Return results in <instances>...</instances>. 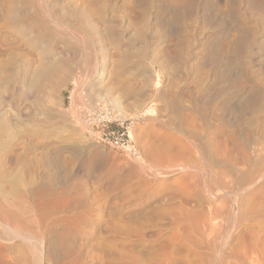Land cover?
<instances>
[{"label": "rangeland", "instance_id": "374dc122", "mask_svg": "<svg viewBox=\"0 0 264 264\" xmlns=\"http://www.w3.org/2000/svg\"><path fill=\"white\" fill-rule=\"evenodd\" d=\"M3 1L11 7H16V10L19 9V11L25 9L30 11L29 8L32 5L37 7L38 4V0H17V3H15L16 0ZM44 1L56 14H61L64 10L67 12L74 9L65 0ZM96 1L99 2V5L96 4ZM116 1L87 0L82 6L84 9L88 7L87 11L90 10L91 13H94L92 15L95 17H91L90 20L94 21L95 31L100 29L98 31L101 32V36L95 33V50L98 49L99 53L95 51L96 57L92 63L85 64V56L82 54L78 43L76 44L74 41L71 43L69 36L58 33L60 32L58 30L54 31L53 47L60 48L57 49L58 52H68L67 46L65 47L67 42V44L73 45L71 46L73 48L70 49L75 51V48H78L76 49L78 53L75 54L74 61L70 62L73 73L70 70L68 86L58 94L59 96L57 93H53L48 103V118L50 117L49 123L51 122L48 124L50 130L47 128L48 132L46 133L48 140L50 139L48 142H50L49 157L51 158H49L51 167L48 169V176L49 179L53 180V190H61L62 188L70 191L65 197L68 204L66 221L64 224L53 226L54 230L48 231L44 237L48 248L50 246L51 264H255L256 262V264H264V190L262 189V193L258 191L264 186V180L258 183L259 186L255 187L254 196H251L249 203L251 217L249 214L247 219L241 221L239 216H234L239 211V204L235 201L234 195L235 192H239L237 188L240 187L241 182L237 179L238 177L232 175L233 166L236 162L233 159L239 160L246 151L253 156V161L257 162L264 159V100H261L262 102L259 100L260 98L264 99V96L258 99L257 95L260 86L259 90L263 89L261 92L264 91V0H227V2L226 0H181L183 3L178 0L181 4L177 3V0H172L173 2L171 0H118L117 3ZM189 1L194 4L191 5L192 3ZM228 2H231V5ZM25 3L27 4L25 5ZM100 5L103 6L100 7ZM189 6L190 8H188ZM79 7L81 8V6ZM234 7L239 10L235 14L232 11ZM201 8L205 13L200 10ZM188 10L192 12L189 13ZM196 11L199 13L197 14ZM204 14L205 16H203ZM151 16H155V18L150 19ZM98 17L101 19L99 20ZM104 18L106 20H103ZM61 19L64 24H67L68 20V23L70 22L69 18L60 17ZM28 21L30 23L24 22L25 26H19L21 23L18 25L13 32L15 37L22 36L23 40L28 37L25 35L27 31L25 32L24 29L22 31L23 27L32 28L30 26L32 25L31 20ZM98 31L96 32L99 33ZM103 33H105L104 36H102ZM196 34L195 38L194 35ZM23 35L25 36L23 37ZM21 38H19L22 42L20 43L23 44ZM28 39L29 37L26 40ZM112 39L113 42L111 43ZM205 40L207 41L205 42ZM246 40L248 41L246 42ZM102 41L103 43L100 44L99 42ZM258 41L261 42L260 45ZM240 44L241 47L238 46ZM238 48L241 52L238 51ZM247 49L252 52L250 53ZM189 50H194L195 53ZM202 50L203 53H200ZM209 50L215 51L209 52ZM122 51H125V54ZM119 52L124 57H128L127 60ZM175 53L176 56H174ZM180 53L183 54V58ZM185 56L187 57L184 58ZM117 57H121V59L118 60V58L116 62ZM123 58L132 66L127 64L129 70L126 72H122L119 66L125 63L124 60L122 61ZM217 59L218 61H216ZM75 63L76 65H74ZM115 64L117 68L119 67L118 69L114 67ZM160 64L161 66H159ZM176 64L179 66L176 67ZM183 67L186 68H184L185 72H183ZM73 68L75 69L73 70ZM114 68L117 71L121 69L117 72L119 74ZM174 71H176L175 74ZM102 72L105 73L103 86L104 83H107L105 85L108 86L110 82L109 86H113V93L101 86L102 84L95 87L88 84V82H93L96 77H100ZM179 72L181 73L179 74ZM158 76H164L162 86L156 84ZM167 76L170 79L169 83L166 79ZM171 79L172 81L175 79L173 86L170 84V82L172 83ZM177 81L178 83H176ZM141 83L149 86H140L143 85ZM150 85L151 88H149ZM100 86L102 90H100ZM174 86L175 88L179 87L180 91ZM138 89L141 90L140 93ZM172 89H174V93ZM166 90L167 93L175 95L177 93V99L181 103L185 100L184 103L187 106L191 105V102L190 105L188 102L191 99L199 100L198 104L204 109L208 107L206 105L209 103L211 105L212 101L211 108L214 106V108L222 109L223 104H227L225 109H222L223 118H225L222 121L225 120L224 124L230 125H224V129L220 132L221 134L218 133L219 135L194 133V136L196 134L195 140H193L195 142L188 141L189 144H186L187 138L191 139V133L177 131L179 121L177 122L171 111L160 112L162 110L160 107H164L163 101L159 99L160 92L166 93ZM200 90L204 92L202 93ZM127 93H131L129 99L124 98ZM188 93L189 95L194 94L189 96ZM199 93L203 95L201 94L200 97ZM219 94L222 97L220 98L221 102L218 101ZM116 96L121 101L122 108L114 104L113 99ZM202 96H206L207 99L206 97L204 99L207 101L202 99ZM215 102L217 106L214 104ZM230 106L233 108H229ZM248 107L250 108L248 109ZM208 108L211 109L210 106ZM234 114H237L238 119L242 118L238 121ZM233 116L235 119L232 118ZM170 123L173 125L175 123L174 128ZM204 135L210 140L215 138L211 140L212 143L214 142L212 151L219 153L217 148L222 147L219 154L212 152L215 154L213 159L212 155L210 156L211 151L206 149L207 139ZM185 136L188 137L185 139ZM197 137H200L201 141ZM216 139H221L217 142L222 145H216ZM59 140L63 143H59ZM73 140L76 142L78 140L79 144L74 143ZM249 142L254 148L249 145ZM235 147L240 148L237 150ZM242 148H245L246 151L244 152ZM250 148L252 149L250 150ZM184 149L188 151L183 152ZM191 149L198 150V154ZM199 149L202 155L205 154L202 157ZM240 149L243 151L242 154L238 152H241ZM190 150L191 154H189ZM250 151L252 152L250 153ZM230 152H232L231 157H228ZM237 153L241 155L238 156ZM17 154L21 155V158L17 155L18 158L17 156H15L16 158L13 157L12 161H19L18 165L9 162L8 165L11 163L10 166L12 167L7 165L5 167L6 170L8 169L6 171L7 176H9L7 181H10L8 184L14 183V178L11 179L12 173L14 175L18 169V173L22 174L23 168L28 163H25L23 152ZM194 156L195 159H192ZM234 156H238V158ZM211 159L216 164L215 166L219 165L215 167L214 164H211ZM223 162L225 163L223 164ZM12 163L14 168L16 166L15 169ZM184 165L190 171L193 170L182 172L179 167L185 168ZM10 169L11 171H9ZM22 175L24 176V174ZM34 176L32 174V178ZM29 177L24 176V179L29 180ZM6 182L4 183L6 184ZM89 206L93 212L88 218L86 208ZM217 210L221 212L217 213ZM48 214L49 212L44 214L45 217L48 218L50 215ZM34 219L38 222L41 221V217L34 216L32 220ZM203 226L208 230L207 234L212 232L209 233V237H214L219 232L223 233V240L220 243V248L223 245L221 248L223 259L217 258L209 246L201 244L208 239V236H199L196 233L201 229L203 230ZM34 228L35 232L31 231L35 235L40 237L44 234L43 229L38 226ZM200 239H205V241H200ZM251 240L256 243H263L253 253L249 252ZM196 243H199L201 247H197ZM251 257H254V260Z\"/></svg>", "mask_w": 264, "mask_h": 264}, {"label": "bare ground", "instance_id": "6f19581e", "mask_svg": "<svg viewBox=\"0 0 264 264\" xmlns=\"http://www.w3.org/2000/svg\"><path fill=\"white\" fill-rule=\"evenodd\" d=\"M8 1V0H7ZM12 1V0H11ZM10 1V2H11ZM51 1V0H50ZM57 1V0H56ZM67 1V4L72 5V8L74 9H70L69 11L66 12V10L62 11L61 14H56L54 11H52L53 9H50L48 7V4L45 3L44 0H38V4L36 2V6L32 5L31 8H29L30 11H19L16 10V7H11L10 5H8L7 3H4L3 0H0V264H51V256H50V246L48 248L47 244H46V240L44 239L46 233L52 232L51 230L53 229L52 227L54 226H58L61 224H64V222L66 221V213L68 212V204L67 201L65 200L66 195L68 194V192H70L68 189H62L61 190H53L54 187V183L52 179H49L48 176V169L49 167H51V158L49 157V146H50V142H48V137H47V132L48 130H50L48 127L50 124L49 123V101L52 97L53 93H57L60 94L63 89L65 87L68 86V77L71 75H69V73L72 72L71 69V64L70 63L74 57L75 54L78 53L75 51L70 49L73 48L71 46H73L72 44L69 45L66 42L65 47L68 48V52L66 53H61L58 52V47L54 46V31L58 30L60 32L58 33H63V35H67L70 37V41L72 43V41L76 42V44L78 43L80 45L81 48V52L82 54L85 56L84 59L85 64L88 63H92V60L96 57L95 56V35L96 34H101V32L97 33L95 31V26L93 24L94 21H91L90 19H92L91 17H95L93 16L94 13H91L90 10L87 11L88 7L84 9V4L86 3L87 0H65ZM89 1V0H88ZM101 1V0H99ZM106 1V0H105ZM112 1V0H111ZM118 1V0H117ZM116 1V3H117ZM172 1V0H171ZM178 1V0H177ZM176 1V2H177ZM231 1V0H229ZM236 1V0H234ZM232 1V2H234ZM9 2V3H10ZM15 2V1H14ZM18 1L16 0L15 3H17ZM30 2V1H29ZM33 2V1H32ZM55 2V0H54ZM97 2V1H96ZM115 2V1H113ZM112 2V3H113ZM135 2V1H134ZM140 2V1H139ZM143 3H145L144 1H142ZM173 2V1H172ZM175 2V1H174ZM175 2V3H176ZM180 2H182L180 0ZM179 1L177 3H180ZM190 2V1H189ZM227 2V0H226ZM14 3V4H15ZM59 3V2H58ZM88 3V2H87ZM109 3V2H108ZM111 3V4H112ZM133 3V2H132ZM136 3V2H135ZM183 3V2H182ZM186 3V2H185ZM190 3H192L191 5H193L194 3L191 1ZM238 3V2H237ZM236 3V4H237ZM12 4V3H11ZM19 4V3H18ZM27 3H25L26 5ZM34 4V3H33ZM51 4V2H50ZM62 4V3H60ZM95 4V3H94ZM97 5H99V2L96 3ZM102 4V3H100ZM142 4V3H141ZM181 4V3H180ZM228 4L231 5V2ZM235 4V5H236ZM17 5V4H16ZM20 5V4H19ZM24 5V4H23ZM22 5V6H23ZM30 5V4H29ZM58 5V4H57ZM66 5V4H65ZM96 5V6H97ZM107 5V3H106ZM116 5V4H115ZM114 5V6H115ZM184 5V4H183ZM227 5V3H226ZM229 5V6H230ZM234 5V4H232ZM62 6V5H61ZM81 6V8L79 7ZM103 5H100V7ZM105 6V5H104ZM179 6V5H178ZM187 6V5H186ZM29 7V6H26ZM99 7V6H98ZM97 7V8H98ZM183 7V6H182ZM192 7V6H191ZM237 7V5H236ZM18 8V7H17ZM20 8V7H19ZM23 9L25 8L22 7ZM52 8V7H51ZM56 8V7H55ZM54 8V9H55ZM109 8V7H108ZM190 8V6L188 7ZM187 8V9H188ZM205 8L207 10V7L205 5ZM233 8V7H232ZM238 8V7H237ZM237 8L234 7V9L231 10L234 12L239 11L237 10ZM57 9V8H56ZM59 9V8H58ZM65 9V8H64ZM99 9V8H98ZM103 10V7L101 8ZM152 9V8H151ZM184 9V7H183ZM182 9V11H183ZM186 9V10H187ZM194 9V8H193ZM192 9V11H193ZM204 9V8H203ZM63 10V9H62ZM191 10V9H190ZM189 11V13H191ZM202 10V8L200 9ZM204 10H202L203 12ZM208 11V10H207ZM206 11V12H207ZM231 11V12H232ZM94 12V11H93ZM101 12V11H100ZM103 12V11H102ZM184 12H186L184 10ZM183 12V13H184ZM197 12V11H196ZM201 12V13H202ZM96 13L98 14V12L96 11ZM199 13V11L197 12V14ZM200 13V14H201ZM205 13V11H204ZM93 14V15H92ZM96 14V16H97ZM105 14V13H104ZM186 15H188L187 13H184ZM194 14V12L192 13V15ZM238 14V12H237ZM58 15H60L58 17ZM92 15V16H91ZM108 15V14H107ZM185 15V16H186ZM231 15V14H230ZM233 15V14H232ZM103 16V14H102ZM101 16V17H102ZM200 16V15H199ZM205 16V14L203 15ZM208 16V15H207ZM237 16V15H236ZM60 17L63 18H69L70 22L68 23V21L66 22L67 24L63 23V20H60ZM155 18V16H151V18ZM99 18V17H98ZM103 18V17H102ZM206 18V17H205ZM95 20V18H93ZM97 19V18H96ZM101 18H99L100 20ZM110 19V18H109ZM116 19V18H115ZM28 20H31L32 22V28H22L25 30V32L27 31V33H25L26 36L29 37L28 40H23L24 38H21L23 40V44H21L22 42L20 41V39L18 37H15L13 32L16 30V28L19 26L22 27V25L25 26L24 22H28L30 23ZM103 20H106L105 18ZM154 20V19H152ZM66 21V19H65ZM149 21V20H148ZM155 21V20H154ZM158 21V18H157ZM101 22V21H98ZM160 22V21H159ZM27 23V24H28ZM157 23V22H155ZM27 26V25H26ZM29 26V27H30ZM99 28V27H98ZM97 29V28H96ZM21 31V30H20ZM19 33V32H18ZM57 33V32H56ZM96 33V34H95ZM140 33V32H138ZM190 33V32H189ZM105 33H103L102 36H104ZM110 34V33H109ZM19 35V34H18ZM21 35V33H20ZM23 35V37L25 36ZM60 36V35H59ZM98 36V35H97ZM96 36V37H97ZM101 36V35H100ZM99 36V37H100ZM117 36V35H116ZM137 36V35H136ZM197 36L194 35V37ZM215 36V35H214ZM237 36V35H236ZM58 37V36H57ZM56 37V38H57ZM120 36L118 35V38ZM123 37V36H121ZM142 37V36H141ZM205 37V36H204ZM208 37V35H207ZM210 37V36H209ZM212 37V36H211ZM62 38V37H61ZM102 38V37H101ZM118 38L116 40H118ZM139 38V36H138ZM143 38V37H142ZM141 38V39H142ZM196 38V37H195ZM194 38V39H195ZM198 38V37H197ZM202 38V37H201ZM216 38V37H215ZM122 39V38H121ZM207 39V38H205ZM209 39V38H208ZM249 39V38H248ZM3 40V41H1ZM115 40V41H116ZM144 40V39H143ZM142 40V42H143ZM196 40V39H195ZM217 40V39H216ZM215 40V41H216ZM25 41V42H24ZM63 41V40H62ZM65 41V40H64ZM69 41V42H70ZM120 41V40H118ZM123 41V40H122ZM140 41V38H139ZM207 40H205L206 42ZM248 40H246L247 42ZM21 42V43H20ZM98 42V41H97ZM113 42V39L111 40V43ZM203 42V41H202ZM204 42V44H205ZM252 42V41H251ZM259 42V41H258ZM57 43V42H56ZM63 43V42H62ZM100 44L103 43L99 42ZM117 43V42H116ZM115 43V44H116ZM119 43V42H118ZM134 43V42H132ZM136 43V42H135ZM140 43V42H139ZM147 43V42H146ZM192 43H194L192 41ZM196 43V42H195ZM229 43V42H228ZM261 42H259L260 45ZM263 43V42H262ZM121 44V42H120ZM202 44V43H201ZM214 44V42H213ZM230 44V43H229ZM232 44V43H231ZM245 44V42H244ZM247 44V43H246ZM250 44V43H249ZM248 44V46H249ZM258 44V43H257ZM61 45V44H59ZM63 45V44H62ZM78 45V46H79ZM114 45V43H113ZM117 45V44H116ZM129 45V44H128ZM193 45V44H192ZM209 45V44H207ZM211 45V44H210ZM256 45V44H255ZM263 45V44H262ZM75 46V45H74ZM77 46V45H76ZM136 46V45H135ZM191 46V44H190ZM189 46V47H190ZM202 46V45H201ZM204 46V45H203ZM213 46V45H212ZM230 46V45H227ZM232 46V45H231ZM239 47H241V44L238 45ZM246 46V45H245ZM65 47H63L65 49ZM97 47V46H96ZM101 47V45H100ZM115 47V46H114ZM119 47V46H118ZM146 47V45L144 46V48ZM193 47V46H192ZM215 47V46H214ZM244 47V45H243ZM116 48V47H115ZM114 48V49H115ZM132 48V47H131ZM195 48V45H194ZM203 48V47H202ZM205 48V47H204ZM252 48V46H251ZM261 48V47H260ZM58 49V50H57ZM136 49V48H135ZM134 49V50H135ZM188 49H192V48H188ZM207 49V46H206ZM205 49V50H206ZM209 49V48H208ZM239 49V48H238ZM237 49V50H238ZM246 49V48H245ZM250 49V48H249ZM66 50V49H65ZM80 50V49H79ZM78 50V51H79ZM117 50V49H116ZM122 50V49H121ZM144 50V49H143ZM248 50V49H247ZM64 51V50H63ZM101 51V50H99ZM114 51V50H113ZM146 51V50H145ZM192 51V50H189ZM194 51V50H193ZM192 53H195L193 52ZM201 51V50H200ZM199 51V52H200ZM215 51V50H213ZM210 51L209 52H213ZM240 51V49L238 50ZM237 51V53H238ZM250 51V50H248ZM98 52V51H97ZM123 52V51H122ZM125 52V51H124ZM123 52V53H124ZM208 52V53H209ZM241 52V51H240ZM239 52V53H240ZM245 52V51H244ZM252 51H250L251 53ZM99 53V52H98ZM112 55L113 52L111 51ZM120 53V52H119ZM118 53V54H119ZM183 53V52H182ZM180 53V54H182ZM187 53V52H186ZM203 53V50L202 52ZM199 53V54H200ZM256 55V52H254ZM261 53V52H260ZM62 54V55H61ZM97 54V53H96ZM116 54V53H115ZM117 54V55H118ZM122 55V53H120ZM119 54V56H120ZM125 54V53H124ZM184 54V53H183ZM183 54H182V58H183ZM197 54V55H199ZM258 54V52H257ZM80 56V54H78ZM82 55V56H83ZM103 55V54H102ZM189 55V52H188ZM187 55V56H188ZM192 55V54H191ZM238 55V54H237ZM250 55V54H249ZM98 56V55H97ZM104 56V55H103ZM115 57V55H113ZM126 56V55H125ZM174 56H176V53L174 54ZM179 56V54H178ZM187 56H185L184 58H186ZM252 56V55H251ZM78 57V56H77ZM76 57V58H77ZM99 57V56H98ZM112 57V56H111ZM122 57H124L122 55ZM191 57V56H190ZM189 57V58H190ZM119 58V59H118ZM126 60L127 58L124 57ZM124 58L122 59V61L124 60ZM130 58V56H129ZM174 58V57H172ZM82 59V58H81ZM102 59V58H101ZM120 60L121 57H117L115 59L116 60ZM171 59V58H170ZM76 60V59H75ZM78 60V58H77ZM80 60V59H79ZM124 64H120L119 66L122 69V72H126L129 70V68H127V64L129 65V62H126ZM159 60V59H158ZM172 60V59H171ZM176 61V59H174ZM178 60V58H177ZM186 61H188L187 59H185ZM193 60V59H192ZM74 61V60H73ZM72 61V62H73ZM84 61V60H83ZM131 61V60H129ZM164 61V60H162ZM162 61H160V63L162 64ZM181 62V59L179 60ZM184 61V60H183ZM182 61V63H183ZM218 61V59L216 60ZM220 61V60H219ZM77 62V61H75ZM95 62V60H94ZM117 62V61H116ZM115 62V63H116ZM133 62V61H132ZM166 62V61H165ZM189 62V61H188ZM215 63V61H213ZM78 63V62H77ZM122 63V62H121ZM159 63V61H158ZM187 63V62H186ZM185 63V64H186ZM219 63V62H218ZM119 64V63H118ZM131 64V63H130ZM133 64V63H132ZM131 64V65H132ZM161 64L159 66H161ZM166 64V63H163ZM179 64V63H178ZM178 64H176V67L179 66ZM76 65V63L74 64ZM72 65V66H74ZM91 65V64H90ZM167 65V64H166ZM182 65V64H181ZM184 65V63H183ZM187 65V64H186ZM78 66V64H77ZM83 66V65H82ZM75 67V66H74ZM85 67V66H84ZM89 67V66H87ZM86 67V68H87ZM116 67V64L115 66ZM132 67V66H130ZM165 67V65H164ZM162 66V69L164 68ZM186 67V66H185ZM183 67V70L184 68ZM117 68V67H116ZM114 68V70L116 69ZM119 68V67H118ZM117 68V69H118ZM179 68V67H178ZM75 68H73L74 70ZM116 69V73L121 70L119 69L117 71ZM182 69V68H181ZM186 69V68H185ZM71 70V72H70ZM175 70V69H174ZM176 70H178L176 68ZM180 70V68H179ZM178 70V71H179ZM165 71V69H164ZM182 71V70H181ZM75 72V71H74ZM163 73V71H161ZM168 72V71H167ZM176 71H174L175 74ZM185 72V70L183 71ZM73 73V72H72ZM101 73V72H99ZM171 73V72H168ZM181 72H179L180 74ZM187 73V72H186ZM105 74V73H104ZM104 74L102 72V74H100V77H96L95 80H93V82L88 84L91 86H97L98 84H102L101 86H103V79L105 80ZM119 74V73H117ZM177 74V73H176ZM73 75V74H72ZM110 75V74H109ZM108 75V77H109ZM171 75V74H170ZM182 75V74H181ZM183 76V75H182ZM256 76V75H255ZM107 77V76H106ZM111 77V76H110ZM77 78V77H76ZM79 78V77H78ZM110 79V78H109ZM156 81V84L158 86H162L164 84V76H158ZM169 83L170 79L167 76L166 78ZM173 79V78H172ZM171 79V81H172ZM253 79V78H251ZM261 79V78H260ZM263 79V78H262ZM76 80V79H75ZM254 81H256L255 79H253ZM80 81V80H79ZM175 81V79H174ZM170 82V84L173 86V82ZM252 81V80H251ZM75 82V81H74ZM73 82V83H74ZM78 82V80H77ZM109 82V81H108ZM149 82V81H148ZM166 82V83H167ZM257 82V81H256ZM79 83V82H78ZM82 84V82H80ZM110 83V82H109ZM108 86L105 85L107 83H104L103 87H106L108 89V91L113 93V86ZM112 83V82H111ZM114 83V82H113ZM147 83V82H145ZM178 83V81L176 82ZM252 83V82H250ZM254 83V82H253ZM143 86L146 85L144 83H141ZM151 84V83H150ZM258 84V83H257ZM79 85V84H78ZM169 85V84H168ZM175 85V84H174ZM254 85H256V83H254ZM264 85V84H263ZM77 86V85H76ZM101 86L99 88H101ZM147 86V85H146ZM149 86V85H148ZM147 86V87H148ZM170 86V85H169ZM258 86V85H257ZM260 86V85H259ZM258 86V87H259ZM152 86L150 85L149 88H151ZM253 87V86H252ZM261 87V86H260ZM259 87V88H260ZM140 88V87H138ZM142 88V87H141ZM158 88V87H157ZM168 88V87H167ZM166 88V89H167ZM175 88V86H174ZM179 90V87H176ZM175 88V89H176ZM258 88V99L259 97H263L264 96V91L261 92V90H259ZM263 88V86H262ZM66 89V88H65ZM89 89V88H88ZM104 89V88H103ZM106 89V90H107ZM155 89V88H154ZM152 89V90H154ZM160 89V88H159ZM163 89V88H162ZM161 89V90H162ZM169 89V88H168ZM223 89V88H222ZM225 89V88H224ZM254 89V87H253ZM102 90V88L100 89ZM137 90V89H136ZM157 90V89H156ZM160 90V91H161ZM165 90V89H164ZM173 93H174V89H172ZM185 90V89H184ZM188 90V88H187ZM226 90V89H225ZM224 90V91H225ZM257 90V88H256ZM256 90H254L255 92H257ZM76 91V90H75ZM139 93L141 90H139ZM135 91V92H138ZM148 91V90H147ZM150 91V90H149ZM158 91V90H157ZM163 91V90H162ZM169 91V90H168ZM180 91V90H179ZM182 91V89H181ZM202 91V90H200ZM199 91V92H200ZM152 92V91H151ZM154 92V91H153ZM156 92V91H155ZM154 92V93H155ZM170 92V91H169ZM184 92V91H183ZM198 93V91H196ZM195 92V93H196ZM204 91H202L203 93ZM223 92V90H222ZM143 93V92H142ZM173 93H166L164 92H160V100H162V104L164 103V107L162 106V108L160 107V112L164 111L165 113L169 110L171 111V114L175 115V119L177 120V122L179 121V125L177 127V131L179 132H183V131H188L191 134V139L189 140V138H187L185 136V139L187 138L188 140L186 144H189L188 141H193L195 140V136L194 133H207L209 135H216L220 132L223 131L224 129V122L222 121L223 119V113H222V109L226 107L227 104H220L223 108L222 109H218L217 107L211 108V105L213 103H209V105H206V107L210 106L211 109H209L208 107L206 109L211 110V111H207L206 109H204V107H201L200 104H198L197 99H191L189 102H191L190 106H187L184 102V104H182L176 97V95H178L176 92V95ZM196 93V95H197ZM199 93V96L202 94ZM219 93H221L219 91ZM228 93V92H226ZM263 93V94H262ZM137 94V93H136ZM181 94V93H179ZM194 94V93H191ZM190 94V95H191ZM222 94V93H221ZM56 95V94H55ZM62 95V94H61ZM75 95V94H74ZM96 95V94H95ZM141 95V94H139ZM182 95V94H181ZM180 95V96H181ZM189 95V93L187 94ZM189 95V96H190ZM203 95V94H202ZM224 95V93H223ZM227 95V94H226ZM256 95V94H255ZM254 95V96H255ZM59 96V95H58ZM216 96V95H215ZM215 96H213L215 98ZM222 96V95H221ZM225 96V95H224ZM131 97V93H127L125 94L124 98L129 99ZM139 97V96H138ZM137 97V98H138ZM142 97V96H141ZM156 97V96H155ZM158 97V96H157ZM186 97V96H185ZM194 97V96H192ZM191 97V98H192ZM196 97V96H195ZM201 97V96H200ZM199 97V98H200ZM206 96H202V99H204ZM93 98V97H92ZM188 99V97H186ZM211 98V97H210ZM213 98V99H214ZM219 100L220 101L222 97H220L219 94ZM224 98V97H223ZM232 98V97H231ZM255 98V97H254ZM97 99V97H96ZM180 99V98H179ZM186 99V100H187ZM207 99V97H206ZM217 99V98H216ZM226 99V98H225ZM230 99V96H229ZM233 99V98H232ZM231 99V100H232ZM257 99V98H256ZM255 99V100H256ZM181 100V99H180ZM205 100V99H204ZM212 100V99H210ZM209 100V101H210ZM254 100V101H255ZM264 100V99H259ZM114 104H116L118 107L121 106L122 108V103L121 101L117 98V96L113 99ZM202 101V100H201ZM207 101V100H205ZM217 101V102H218ZM223 101V100H222ZM225 101V100H224ZM234 101V99H233ZM253 102V100H251ZM258 101V100H257ZM91 102V101H90ZM93 102V101H92ZM211 102V101H210ZM221 102V101H220ZM227 102V101H226ZM235 102V101H234ZM250 102V101H249ZM259 102V101H258ZM262 102V101H261ZM187 103V102H186ZM203 103V102H202ZM229 103V102H228ZM256 104V102H254ZM253 103V104H254ZM161 104V103H160ZM204 104V103H203ZM202 104V106H203ZM208 104V102H207ZM216 105V102L214 103ZM213 104V105H214ZM218 104V103H217ZM231 104V103H230ZM229 104V105H230ZM251 104V103H250ZM200 105V106H199ZM219 105V106H220ZM228 105V106H229ZM236 105V104H235ZM248 105V104H247ZM258 105V104H257ZM261 105V104H259ZM217 106V105H216ZM256 106V105H255ZM233 108V106H230L229 108ZM237 107V106H236ZM252 107V106H251ZM221 108V107H220ZM239 108V107H237ZM247 108V107H246ZM250 107H248L249 109ZM254 108V107H253ZM228 110V107L226 108ZM236 109V108H235ZM234 109V110H235ZM240 109V108H239ZM247 109V110H248ZM258 109V108H257ZM244 110V109H242ZM241 110V111H242ZM246 111V110H245ZM244 111V112H245ZM252 111V110H250ZM227 112V111H226ZM225 112V114H227ZM232 112V110H231ZM237 112V111H236ZM243 112V111H242ZM247 113V112H246ZM168 114V113H167ZM169 114V115H171ZM239 114V113H238ZM242 114V113H241ZM229 115V114H228ZM235 117L237 114H234ZM240 115V114H239ZM225 116V115H224ZM227 116V115H226ZM242 116V115H241ZM172 117V116H171ZM228 117V116H227ZM231 117V115H230ZM234 118V116L232 117ZM231 118V119H232ZM242 117H240L241 119ZM172 119V118H170ZM235 119V118H234ZM233 119V120H234ZM236 119L239 121L240 119H238L236 117ZM173 121H175L174 119H172ZM171 120V121H172ZM229 120V117H228ZM172 121V122H173ZM235 121V120H234ZM176 122V121H175ZM229 122V121H228ZM231 122V121H230ZM232 123V122H231ZM172 124L173 128L174 125ZM233 124V123H232ZM177 125V124H176ZM230 125V124H228ZM226 125V126H228ZM74 126V125H73ZM48 128V130H47ZM72 128V127H71ZM228 128V127H227ZM227 131V130H226ZM184 132V133H185ZM228 132V131H227ZM50 133V132H49ZM177 133V132H176ZM198 134V135H199ZM200 134V135H201ZM221 134V133H220ZM225 134H227L225 132ZM181 135V133H180ZM179 135V136H180ZM206 135V134H205ZM204 135V136H205ZM219 135V134H218ZM208 136V135H207ZM221 136V135H220ZM184 137V136H183ZM194 139H193V138ZM201 137V136H200ZM199 137V138H200ZM206 137V136H205ZM204 137V138H205ZM51 138V137H50ZM197 137V139H199ZM212 138V137H211ZM55 139V138H54ZM57 139V138H56ZM69 139V138H67ZM66 139V140H67ZM71 139V138H70ZM177 139V138H176ZM181 139V138H180ZM207 139V137H206ZM215 139V138H214ZM211 139V140H214ZM222 139V137H221ZM221 139H216L215 141H220ZM224 139V138H223ZM228 139V138H227ZM179 140V137H178ZM176 140V141H178ZM201 141V139H199ZM210 139H207V147L206 149L208 151H211L210 156L213 159V155L212 151L213 147L212 144H214V142L212 143ZM225 140V139H224ZM223 140V141H224ZM56 141V140H55ZM74 141V140H73ZM183 141V140H182ZM199 141V142H200ZM222 141V142H223ZM67 142V141H66ZM180 142V141H179ZM178 142V143H179ZM184 142V141H183ZM195 142V141H193ZM215 142V143H216ZM52 143V142H51ZM54 143V142H53ZM59 143H63L60 142ZM58 143V144H59ZM74 143H78V140L76 142V140L74 141ZM177 143V144H178ZM185 143V142H184ZM197 143V142H196ZM228 143V141H227ZM227 143H225L227 145ZM245 143L247 144V141H245ZM251 142H249L250 145ZM57 144V143H56ZM181 144V143H179ZM178 144V145H179ZM191 144V143H190ZM194 143H192L193 145ZM220 142H217L216 145H220ZM224 144V143H223ZM238 144V143H237ZM241 144V142H240ZM243 144V141H242ZM74 145V144H73ZM77 145V144H75ZM74 145V146H75ZM201 145V144H199ZM214 145V146H216ZM222 145V144H221ZM224 145V146H226ZM248 145V144H247ZM54 146V145H53ZM51 146V147H53ZM57 146V145H56ZM78 146V145H77ZM181 146V145H180ZM179 146V147H180ZM183 146V145H182ZM188 146V145H187ZM194 146H196V144H194ZM193 146V147H194ZM241 147L243 145H240ZM246 147V145H244ZM251 146V145H250ZM183 147H186L185 145ZM192 147V148H193ZM199 147V146H198ZM205 147V146H203ZM219 147V146H218ZM228 147V145H227ZM237 147V146H236ZM237 150H239L238 148H236ZM253 147V146H251ZM182 148V147H181ZM179 148V149H181ZM191 148V147H190ZM195 148V147H194ZM217 148V147H216ZM222 148V147H220ZM220 148H217L219 150L220 153ZM248 148V147H246ZM254 148V147H253ZM183 149V148H182ZM188 149V148H186ZM184 149L183 152H186L188 150ZM205 149V152H207ZM216 149V151H217ZM228 149V148H227ZM243 150L245 148H242ZM252 148H250L251 150ZM22 150V151H21ZM55 150V149H54ZM186 150V151H185ZM193 150V149H191ZM191 150L190 153L191 154ZM195 150V149H194ZM193 150V151H194ZM197 150V149H196ZM234 150V149H233ZM236 150V151H237ZM241 150V149H240ZM52 151V150H51ZM198 151V150H197ZM197 151H194L195 153ZM201 150L199 149V152ZM204 151V150H203ZM202 151V152H203ZM227 151V150H226ZM246 150H244L245 152ZM18 152H23V156H25L24 160L25 163H27L25 165V167L23 168L22 174H24V176H26L28 178V176H30L29 180L24 179V176L21 173H18V169L17 172L12 173L11 179L14 178V183L13 184H8L7 178L9 176H7V172L8 169L6 170V165L10 166V164L8 165L9 162H14L17 163L16 165H18V162L12 161L13 157L19 155L17 154ZM56 152V151H55ZM54 152V153H55ZM234 152V151H233ZM239 153L242 154V150L241 152L238 151ZM252 151H250L251 153ZM262 152V151H261ZM201 153V152H200ZM204 153V152H203ZM215 153H218L215 152ZM218 153V154H219ZM226 153V152H225ZM228 153V152H227ZM231 153L230 152V156L231 157ZM238 154L241 155V154ZM258 153V152H256ZM52 154V153H51ZM198 154V152H197ZM207 154V153H206ZM209 154V152H208ZM228 154V155H229ZM263 154V153H262ZM185 155V154H184ZM194 155V153H193ZM201 157L205 154L202 155V153L200 154ZM21 158V155H19ZM22 156V157H23ZM209 156V155H208ZM226 156V155H225ZM238 156H234L236 158H238ZM242 157L236 160L233 159V161H236L234 163V172H232V175H235L236 177H238L237 179L241 182L240 187L237 188V191L239 192H235V201H237V203L239 204V211L236 215L234 216H239L241 221H244L245 219L248 218L249 214L251 217V212L249 211V203L251 200V196H254L256 190L255 187L258 185L259 186V182H261L262 180H264V159L262 160H258L257 162L254 160L253 161V156L248 154V152L246 151L245 153H243L241 155ZM58 157V156H57ZM189 157H191V155H189ZM206 157V156H205ZM210 157V158H211ZM232 157V158H234ZM264 157V156H263ZM262 157V158H263ZM16 158V157H15ZM18 158V156H17ZM50 158V159H49ZM209 158V159H210ZM221 158V157H219ZM225 158V157H224ZM261 158V157H260ZM259 158V159H260ZM28 159V160H27ZM189 159V158H188ZM187 159V160H188ZM191 159V158H190ZM195 159V156L192 158ZM208 159V158H207ZM206 159V160H207ZM208 159V160H209ZM211 159V162H212ZM53 160V159H52ZM186 160V161H187ZM216 160V159H215ZM226 160V159H225ZM17 161V160H16ZM35 161V162H33ZM194 161V160H193ZM24 162V161H23ZM188 162V161H187ZM209 162V161H207ZM217 162V161H216ZM22 163V161H21ZM19 163V164H21ZM53 163V161H52ZM218 163H221L220 161H218ZM217 163V164H218ZM225 162H223L224 164ZM227 163V162H226ZM192 164V163H191ZM210 164V162H209ZM211 164H214L213 162ZM222 164V163H221ZM229 164V163H228ZM227 164V165H228ZM13 165V163H12ZM193 165V164H192ZM216 164H214L215 166ZM219 165V164H218ZM217 165V166H218ZM24 166V165H22ZM21 166V168H22ZM185 166V165H184ZM212 166V165H209ZM215 166V167H217ZM231 166V167H232ZM242 166V167H241ZM12 167V166H10ZM189 167V166H188ZM191 167V166H190ZM193 167V166H192ZM225 167V165H224ZM223 167V169H224ZM229 167V168H231ZM14 168V165H13ZM12 168V169H13ZM16 168V166H15ZM14 168V169H15ZM17 168H20V166H17ZM227 168V166H226ZM228 168V169H229ZM178 169V168H177ZM179 169L182 172H188L190 171L188 168H181V166L179 167ZM166 170V169H165ZM180 170H178L179 172H181ZM188 170V171H187ZM193 170V169H192ZM191 170V171H192ZM11 171V169L9 170ZM75 171V170H74ZM164 171V170H163ZM190 171V172H191ZM223 171V170H222ZM225 171V170H224ZM232 171V170H231ZM178 172V173H179ZM229 173H231L230 171H227ZM204 173V172H203ZM220 173V172H219ZM222 173V172H221ZM224 173V172H223ZM10 174V172L8 173V175ZM32 174H34L35 176L32 178ZM163 174V173H162ZM226 174V172L224 173ZM217 175V174H216ZM231 175V176H232ZM211 176V175H210ZM233 177V176H232ZM10 179V180H11ZM9 180V178H8ZM7 181V182H6ZM6 182V184L4 183ZM58 182V181H57ZM263 182V181H262ZM56 183V182H55ZM226 184V183H225ZM227 185V184H226ZM264 185V184H263ZM262 185V186H263ZM212 188V187H211ZM259 188V187H258ZM264 190V186L261 187V190L259 189V193L261 191ZM207 194V193H206ZM234 201V202H235ZM260 203V202H259ZM248 204V205H247ZM221 205V204H220ZM218 208V206L216 207V209ZM215 209V208H214ZM212 212H214L213 210H211ZM210 211V212H211ZM237 211V210H236ZM49 212V216L47 218V216L45 217V215ZM92 208L89 206V208H86V216L89 218L92 215ZM216 212V211H215ZM221 211L217 210V213H219ZM231 212V211H230ZM232 213V212H231ZM45 214V215H44ZM234 214V213H232ZM31 216H35V217H41V221H35L36 219L32 220ZM236 220V217H235ZM216 223V222H215ZM38 226L40 229L44 230V234L42 236H37L35 235V233H33L31 230L34 231V227ZM204 227V226H203ZM234 227V226H233ZM208 228V227H207ZM215 228V227H214ZM232 228V227H231ZM39 229V230H40ZM209 229V228H208ZM54 230V229H53ZM195 230V229H194ZM199 230V229H197ZM196 230V231H197ZM38 231V230H36ZM207 229H205V227L203 228V230H199V232H196L199 234V236L201 235H205V237L208 236V239L206 240V242L201 243L202 245H207L209 246L213 253L216 255L217 258H221L223 259L222 256V247L220 248V243L223 240V233L219 232L216 236L214 237H209V232L207 234ZM35 232V231H34ZM41 232V231H40ZM38 232V233H40ZM232 232V231H231ZM37 233V234H38ZM54 233V232H53ZM56 233V231H55ZM193 233V232H192ZM195 233V232H194ZM228 235V234H227ZM51 236V235H50ZM49 236V238H50ZM48 237V236H47ZM204 238V237H203ZM229 238V237H227ZM206 239V238H205ZM201 240L200 241H205ZM18 242V244H17ZM48 243V242H47ZM200 243V242H199ZM199 243H196L197 247H201V245ZM226 243V240H225ZM224 243V244H225ZM261 244L263 245L262 242L260 243H256L253 242V240L250 241L249 243V247H251L249 249V252H254L255 249L260 248L259 246H261ZM49 245V243H48ZM27 247V249H26ZM256 251V250H255ZM234 252V251H233ZM244 252V251H243ZM251 253V254H252ZM234 254V253H233ZM236 254V253H235ZM234 254V255H235ZM257 254V253H256ZM233 255V256H234ZM253 255V254H252ZM240 256V255H239ZM254 260V257H251ZM236 259V258H235ZM239 260V259H238ZM240 261V260H239ZM222 262V261H221ZM229 262V261H228ZM241 262V261H240ZM238 262V263H240ZM230 263V262H229ZM233 263V262H232ZM244 263V262H243ZM257 263V262H256ZM255 263V264H256ZM227 264V263H226ZM234 264V263H233ZM242 264V263H241Z\"/></svg>", "mask_w": 264, "mask_h": 264}]
</instances>
